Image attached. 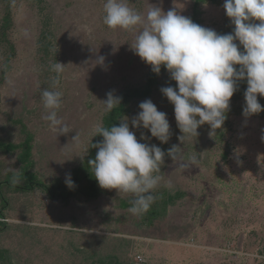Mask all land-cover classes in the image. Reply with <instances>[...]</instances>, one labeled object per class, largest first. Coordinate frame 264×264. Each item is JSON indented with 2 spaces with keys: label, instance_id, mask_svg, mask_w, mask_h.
I'll return each mask as SVG.
<instances>
[{
  "label": "rangeland",
  "instance_id": "rangeland-1",
  "mask_svg": "<svg viewBox=\"0 0 264 264\" xmlns=\"http://www.w3.org/2000/svg\"><path fill=\"white\" fill-rule=\"evenodd\" d=\"M217 1L200 6L199 24L224 33L232 23L224 0ZM104 2L0 0V145L17 146L31 135L27 172L47 186L65 185L66 176L72 179L83 166L95 125L107 114L100 102L107 93L119 96L140 88L152 72L130 48L136 32L104 24ZM129 2L141 13L148 3L165 12L177 7L187 17L193 9L191 0ZM45 36L46 42L40 43ZM98 56L105 58L103 65L95 63ZM55 62L65 66L58 89L53 88ZM167 86L176 85L164 71L147 98L167 114L172 134L166 144L131 126L146 99L129 102L128 113L120 119L128 118L141 143L163 150L181 147L185 163L194 151L199 154V165L184 170L165 156L154 195L168 190L184 196L151 225H142L139 216L123 207L132 197L116 190L98 186L96 199L68 201L50 199L38 188L16 192L4 181L12 177L15 185L24 184L19 176L21 149L9 154L0 147V211L5 217L0 219L5 223L0 226V264H81L94 252L116 254L129 264L136 255L143 257V264H264V111L243 116L244 97L233 95L222 129L211 136L210 126L201 125L197 137L181 143L173 105L160 91ZM42 89L62 91L58 115L73 130L67 135L54 132L43 119ZM257 98L264 106V97ZM76 134L79 142L72 141Z\"/></svg>",
  "mask_w": 264,
  "mask_h": 264
},
{
  "label": "clouds",
  "instance_id": "clouds-1",
  "mask_svg": "<svg viewBox=\"0 0 264 264\" xmlns=\"http://www.w3.org/2000/svg\"><path fill=\"white\" fill-rule=\"evenodd\" d=\"M177 9L173 7L165 12L148 3L147 11L141 13L130 6L129 0H105L103 22L109 29L135 31L130 48L151 66L153 73L158 75L163 66L175 81V87H163L160 91L173 105L181 133L178 139L182 143L197 137L201 125L210 126L211 136L215 130L222 129L239 81L247 83L242 115L250 117L264 111L257 98L264 97V0H224L223 9L234 26V31L228 34L197 24ZM104 60L98 56L95 63L103 65ZM64 67L58 62L52 65V71L57 74L53 79L54 89L60 86L59 74ZM62 96L60 90H41L46 110L43 119L54 132L67 135L73 130L58 115ZM121 100L110 91L106 100L100 102L104 112L110 113L119 107ZM138 108L139 112L131 119L132 128L146 129L150 137L166 144L172 134L167 114L159 111L150 99L142 101ZM95 136H101L102 140L92 144L97 151L88 165L98 186L131 196L128 211L136 216L147 213L157 199L154 193L161 184L165 156L177 162L181 170L200 163L195 151L185 163L183 149L177 145L165 152L156 144L139 142L135 132L129 129L127 117L110 128L97 123ZM141 139L147 138L142 135ZM72 141L79 142V135ZM88 150L85 149L86 153ZM65 184L69 189L75 187L70 174ZM167 187L172 188L170 181Z\"/></svg>",
  "mask_w": 264,
  "mask_h": 264
},
{
  "label": "trees",
  "instance_id": "trees-1",
  "mask_svg": "<svg viewBox=\"0 0 264 264\" xmlns=\"http://www.w3.org/2000/svg\"><path fill=\"white\" fill-rule=\"evenodd\" d=\"M4 2H8L9 0H2ZM193 9L190 14V18L193 22L199 24V8L204 3H217V0H191ZM9 14L5 16V28L9 25ZM254 23H259V21H251ZM234 31V26L231 25L229 27L227 32L220 33V34H228L232 33ZM43 40L40 41V43H45L47 40V36L42 38ZM238 44L239 42L236 41ZM43 45V44H42ZM47 45V44H46ZM241 51H243V48L241 47ZM237 68L239 66H236ZM166 71L164 67H161L160 73ZM159 73V74H160ZM158 74V75H159ZM158 75L151 72L147 81L145 84L140 88H131L126 89L125 91H122L119 95V97L122 98L121 103L119 107L114 108L110 113H107L103 120V126L110 128L112 125L118 126L120 123V118L128 113V104L132 100L135 99H147L152 95L153 87L156 85ZM247 88L246 81H239L237 85V91L234 93V96L237 98L244 97V93ZM102 140L101 136H95L93 141L91 142V146L89 149V156L84 160L83 166L80 167V169H77L75 172H73L72 181L75 184V187L73 189H69L66 184L61 185L59 183H55L51 186L44 185L42 182L38 181L36 176L33 174L27 172L29 168H31L30 165V151H31V141L32 136L26 135V138L24 141L17 145H0V147L8 152L9 154L13 153L15 148L21 149V154L19 156V162L23 165L22 171L19 174L21 179L23 180V185H15L14 180L12 177H6L4 184L8 186L9 188H13L16 192H23L28 193L36 188L42 190L44 193L48 195L50 199L53 200H61V201H68L74 197H82L87 200L96 199L99 195V188L98 184L92 174L91 167L88 165V161L90 159H94L96 155V148H92V144H96ZM1 144V143H0ZM167 151V150H164ZM157 199L150 207L149 211L141 216H139L142 225L149 224L151 225L153 220L164 216L166 214V210L168 207H171L178 202V200L184 196V193L182 192H174L164 190L161 193H157L155 195ZM123 207L125 209H129L131 207V203L123 202ZM5 217L0 211V219L3 220ZM0 226H5L4 222H0ZM83 254H85L83 252ZM2 258V255H0V259ZM87 260V263L85 262ZM81 264H129L128 262H124L120 257H118L116 254L108 253L105 255H99V253H91L87 257H83V260ZM136 264V263H134Z\"/></svg>",
  "mask_w": 264,
  "mask_h": 264
},
{
  "label": "built area",
  "instance_id": "built-area-1",
  "mask_svg": "<svg viewBox=\"0 0 264 264\" xmlns=\"http://www.w3.org/2000/svg\"><path fill=\"white\" fill-rule=\"evenodd\" d=\"M138 256H139V257H142V256H140V255H136V256H135V263H136V264H143V263H144V259H143V257H142V260H138V259H137Z\"/></svg>",
  "mask_w": 264,
  "mask_h": 264
}]
</instances>
